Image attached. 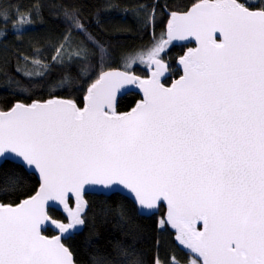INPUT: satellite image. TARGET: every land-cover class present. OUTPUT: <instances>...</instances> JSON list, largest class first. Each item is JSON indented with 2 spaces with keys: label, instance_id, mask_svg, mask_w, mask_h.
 Returning <instances> with one entry per match:
<instances>
[{
  "label": "snow or ice",
  "instance_id": "snow-or-ice-1",
  "mask_svg": "<svg viewBox=\"0 0 264 264\" xmlns=\"http://www.w3.org/2000/svg\"><path fill=\"white\" fill-rule=\"evenodd\" d=\"M253 7L246 0H201L183 15L172 13L166 37L123 56L127 67L150 70L148 79L105 71L111 54L78 11L64 10L66 30L52 62L79 65L83 74L98 60L100 72L82 108L52 99L0 111V166L14 155L21 172L36 170L42 181L17 207L0 205V264H74L61 236L49 239L41 229L50 222L71 234L83 226L86 186H122L147 210L166 202L160 225L170 224L196 254L191 264H264V8ZM35 16L0 4V34L9 25L25 34ZM189 38L199 46L179 60L183 75L166 87L161 54ZM37 56L39 49L32 64L48 71ZM127 85L141 89L143 99L120 114L117 93ZM57 203L67 223L49 215ZM123 255L125 264H143L134 252Z\"/></svg>",
  "mask_w": 264,
  "mask_h": 264
},
{
  "label": "trees",
  "instance_id": "trees-1",
  "mask_svg": "<svg viewBox=\"0 0 264 264\" xmlns=\"http://www.w3.org/2000/svg\"><path fill=\"white\" fill-rule=\"evenodd\" d=\"M201 0H0V4H11L13 9L22 8L36 14L35 22L23 35H17L9 25L7 35L0 34V111H8L17 103L32 104L53 98L71 99L81 107L87 89L100 72L99 61H94L87 73L74 65L65 68L52 62L54 47L66 30L63 12L67 8L78 11L81 19L98 37L111 54L103 65L105 71L123 69L126 53L147 49L155 38L166 33L173 12H186ZM252 9L264 8V0H246ZM194 45H172L165 58H169L172 69L166 80L170 84L179 77L178 59ZM37 56L49 65L41 72L32 64ZM28 57L26 61L24 58ZM20 69V71H18ZM35 73L25 75L24 73ZM132 72L148 76V70L135 66ZM65 77H68L65 80ZM141 99L137 92L120 98L117 111L131 110ZM7 161L0 167V201L17 205L33 196L40 188L38 177ZM88 209L85 212L86 226L83 232L65 241L77 264H125L123 252H134L143 264H154L156 259L169 264H190L194 258L181 247L176 239L177 232L166 220L167 209L161 205L154 216L139 213L137 205L121 194L111 196L87 195ZM75 208V201L71 200ZM53 218L67 223L68 216L51 209ZM48 235L55 233L48 230Z\"/></svg>",
  "mask_w": 264,
  "mask_h": 264
},
{
  "label": "water",
  "instance_id": "water-1",
  "mask_svg": "<svg viewBox=\"0 0 264 264\" xmlns=\"http://www.w3.org/2000/svg\"><path fill=\"white\" fill-rule=\"evenodd\" d=\"M200 3V2H199ZM198 4V3H197ZM196 5V4H195ZM194 5V6H195ZM247 6V5H246ZM193 7V6H192ZM191 7V8H192ZM191 8L188 10V11H190L191 10ZM251 10H255V9H251ZM188 11H186V12H188ZM256 11H258V10H256ZM186 12H173V13H177V14H180V15H183V14H185ZM171 16H172V14H171ZM171 16H170V19H169V23L171 22ZM169 23H168V25H169ZM167 30H168V27H167ZM167 30H166V33H167ZM217 37H218V42L220 41V40H222L223 38H222V36H220V34H217ZM173 43H174V45H190V44H193L194 46L192 47V48H190V49H193V48H196V47H198L199 46V44H198V42L195 40V38H189L188 40H176V41H172ZM187 52H188V50L185 52V54L184 55H186L187 54ZM183 55V56H184ZM183 56H181L179 59H178V67L180 68V70H181V76L183 75V66L179 63V60L183 57ZM165 63V62H164ZM107 71H126V70H123V69H110V70H107ZM132 74H134V73H132ZM136 75V74H135ZM138 76V75H137ZM170 76V71H169V69H168V71H167V73H165V75H164V77H162V83H164V81L168 78ZM180 76V77H181ZM141 79H148V78H150V74H149V76H139ZM180 77H178L176 80H178ZM176 80H174L173 81V83L176 81ZM172 83V84H173ZM165 84V83H164ZM171 84V85H172ZM171 85H167V84H165V86L166 87H169V86H171ZM131 92H137L139 95H141V99L138 101V103L143 99V92H142V90L141 89H139L138 87H136L135 85H127V86H125L123 89H121L120 90V92L119 93H117V99H116V109H117V106H118V103H119V100H120V98H122V97H124L125 95H127L128 93H131ZM53 99H59V100H71V99H61V98H53ZM49 100H52V99H49ZM48 101V100H47ZM71 101H73V100H71ZM38 102H41V103H43V102H46V101H38ZM74 103H76V105L78 106V107H81L77 102H75V101H73ZM84 102H85V104H86V97H85V99H84ZM22 104H25V103H22ZM85 104H84V106H85ZM25 105H30V104H25ZM137 105V104H136ZM135 105V106H136ZM84 106H82V107H84ZM81 107V108H82ZM134 108V107H133ZM132 108V109H133ZM131 109V110H132ZM11 110V109H10ZM10 110H8V111H10ZM131 110H129V111H127V112H130ZM6 112V111H5ZM118 112V111H117ZM127 112H118V113H120V114H124V113H127ZM3 158H0V160H2ZM7 161H11V162H14V163H17V164H19L20 163V161H19V159L18 158H16L14 155H9L8 156V159L5 161V162H7ZM5 162L3 163V164H5ZM1 167V166H0ZM30 173H33V174H35L37 177H38V179H39V181H40V183L42 182L41 181V178H40V176H39V173H38V171H36V170H30L29 171ZM38 191H39V189H38ZM38 191L33 195V196H35L37 193H38ZM93 195V194H96V195H104V196H111V195H113V194H121V195H124V196H126V197H128L129 199H131L136 205H137V207H138V210H139V213L141 214V215H144V216H154L155 214H157L158 212H159V210H160V207H161V205H165V207H166V209H167V211H168V208H167V203L166 202H164V201H162L161 202V204H160V206H158V208H156V209H153V210H147V209H143V208H141V207H139L138 206V204H137V202L135 201V199H134V196L128 191V190H126V189H124L122 186H120L119 188H117L115 191H112V190H108V189H104V188H102L101 186H86V190H85V195H84V199L87 201V198H86V196L87 195ZM33 196H31V197H33ZM31 197H29V198H31ZM29 198H27V199H29ZM24 200H26V199H24ZM23 200V201H24ZM71 200H74V198H72V199H70V201H69V205H70V207H72L71 206ZM22 201V202H23ZM75 201V200H74ZM22 202H20V203H22ZM19 203V204H20ZM19 204H17V205H12V204H4V203H2L1 201H0V205H4V206H11V207H17ZM87 205H88V202H87ZM51 209H55V210H58V211H60V212H62V213H65V214H67V212L64 210V208H63V205H60V204H56V206L54 207V208H50L49 209V215L51 216V214H50V210ZM87 209H88V206H87V208L85 209V212L87 211ZM52 217V216H51ZM166 218H167V215H166ZM52 219H54V220H56V221H58V222H61V221H59V220H57V219H55V218H53L52 217ZM64 223V222H63ZM170 227H171V225L170 224H168ZM85 226H86V222H85V224L83 225V226H78V230H72L71 231V234H68V233H65V234H61L60 232H59V229H57L56 227H55V225H53V224H51L50 222L48 223V224H45L43 227H42V229H41V231H42V234L43 235H45V236H47L49 239H51V238H53V237H55V236H57V235H60L61 236V242L65 245V247H67L68 249H69V251L72 253V251H71V249L69 248V246L66 244V242L65 241H67V240H69L70 238H73L75 235H77V234H80L81 232H83L84 231V229H85ZM197 227L198 228H201L202 226L201 225H197ZM172 228V227H171ZM172 229H174V228H172ZM48 230H51V231H53L55 234L54 235H52V236H50V235H48L47 234V232H48ZM175 231H176V229H174ZM177 232V231H176ZM179 242V241H178ZM180 244V243H179ZM181 245V244H180ZM181 247L182 248H184L186 251H188L194 258H196L197 259V256H196V254H194V253H192L191 252V250L190 249H187L184 245H181ZM72 258H73V262H74V264H77V262L75 261V257H74V255H73V253H72ZM200 260H202V258H199Z\"/></svg>",
  "mask_w": 264,
  "mask_h": 264
},
{
  "label": "rangeland",
  "instance_id": "rangeland-1",
  "mask_svg": "<svg viewBox=\"0 0 264 264\" xmlns=\"http://www.w3.org/2000/svg\"><path fill=\"white\" fill-rule=\"evenodd\" d=\"M162 36H165L166 37V33L164 32L163 34H160L158 37H156L155 38V41H154V44L156 43V42H158L159 40H160V38L162 37ZM174 43L172 42L170 45H168L167 47H166V49H165V51L161 54V57H162V59H163V61L168 65V69H169V71H170V76H171V74H172V69H171V66H170V61H169V58H165V55L168 53V51L170 50V48L172 47V45H173ZM135 66H141V67H143V68H145V66L144 65H141V64H139V63H137V64H134V65H132L131 67H127L126 65L123 67L126 71H129V72H131V73H133L132 72V70L134 69V67ZM146 69V68H145ZM148 70V69H147ZM149 74H150V70H148V76H149ZM179 74H180V76H181V70H180V68H179ZM169 76V77H170ZM179 76V77H180ZM168 77V78H169ZM178 78V77H177ZM176 77L172 80V82L170 83V84H167L166 83V80L164 81V83L165 84H167V85H171L172 83H173V81L174 80H176L177 79ZM87 96V95H86ZM138 103V102H137ZM191 264V263H190Z\"/></svg>",
  "mask_w": 264,
  "mask_h": 264
},
{
  "label": "flooded vegetation",
  "instance_id": "flooded-vegetation-1",
  "mask_svg": "<svg viewBox=\"0 0 264 264\" xmlns=\"http://www.w3.org/2000/svg\"><path fill=\"white\" fill-rule=\"evenodd\" d=\"M168 79V78H167Z\"/></svg>",
  "mask_w": 264,
  "mask_h": 264
}]
</instances>
